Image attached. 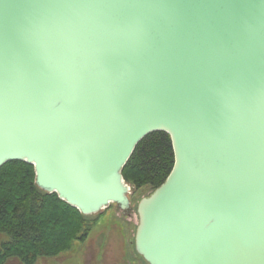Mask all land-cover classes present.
Masks as SVG:
<instances>
[{"label": "water", "instance_id": "water-1", "mask_svg": "<svg viewBox=\"0 0 264 264\" xmlns=\"http://www.w3.org/2000/svg\"><path fill=\"white\" fill-rule=\"evenodd\" d=\"M173 168L136 206L146 264H264V0H0V168L86 217L130 210L152 133Z\"/></svg>", "mask_w": 264, "mask_h": 264}, {"label": "trees", "instance_id": "trees-1", "mask_svg": "<svg viewBox=\"0 0 264 264\" xmlns=\"http://www.w3.org/2000/svg\"><path fill=\"white\" fill-rule=\"evenodd\" d=\"M173 165L170 137L156 132L137 144L121 174L132 192L150 188L152 193ZM100 215L83 216L56 194L39 190L31 165L6 163L0 168V235L6 237L0 244V264L12 258L35 264L39 258L68 252L74 243L85 242Z\"/></svg>", "mask_w": 264, "mask_h": 264}, {"label": "rangeland", "instance_id": "rangeland-1", "mask_svg": "<svg viewBox=\"0 0 264 264\" xmlns=\"http://www.w3.org/2000/svg\"><path fill=\"white\" fill-rule=\"evenodd\" d=\"M130 210L120 211L116 206L101 212L85 242L52 258H39L35 264H146L134 249V235L138 223L136 206L151 193L150 188L132 192ZM6 240L0 235V244ZM5 264H21L12 258Z\"/></svg>", "mask_w": 264, "mask_h": 264}]
</instances>
